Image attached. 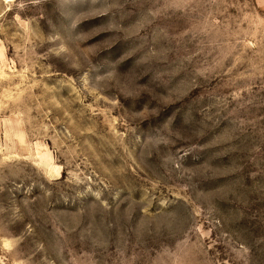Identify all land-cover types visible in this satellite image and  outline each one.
<instances>
[{"label":"rangeland","instance_id":"374dc122","mask_svg":"<svg viewBox=\"0 0 264 264\" xmlns=\"http://www.w3.org/2000/svg\"><path fill=\"white\" fill-rule=\"evenodd\" d=\"M0 264H264V0H0Z\"/></svg>","mask_w":264,"mask_h":264}]
</instances>
